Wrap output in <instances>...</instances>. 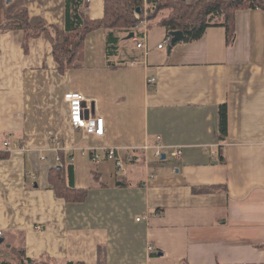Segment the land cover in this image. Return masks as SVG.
Wrapping results in <instances>:
<instances>
[{
    "label": "crops",
    "instance_id": "crops-1",
    "mask_svg": "<svg viewBox=\"0 0 264 264\" xmlns=\"http://www.w3.org/2000/svg\"><path fill=\"white\" fill-rule=\"evenodd\" d=\"M104 1L0 0V28L22 9L30 26H46L26 47L24 30H0V147L5 140L12 147L0 152V260L262 262L264 10H238L229 45L223 27L214 26L169 52L158 47L165 30L155 42L142 27L130 37L111 31L106 50L109 31L100 28L87 35L78 65L59 69L55 33L61 42L76 27L78 8L102 18ZM67 91L90 101L104 119L102 136L73 129ZM79 147H95L101 158ZM111 147L114 158L103 151ZM60 154L72 163L68 179L83 193L80 201L53 189Z\"/></svg>",
    "mask_w": 264,
    "mask_h": 264
},
{
    "label": "trees",
    "instance_id": "trees-1",
    "mask_svg": "<svg viewBox=\"0 0 264 264\" xmlns=\"http://www.w3.org/2000/svg\"><path fill=\"white\" fill-rule=\"evenodd\" d=\"M137 7L140 9L139 11H137ZM247 8L264 10V0H197L195 2L189 0H105L102 18L88 19L83 14H79L80 8H78L77 19L79 20L76 27L65 31L61 42L58 40V34L55 33L53 58L58 63L59 69L77 66L76 63L83 59L86 37L90 32L100 28L109 31L105 45L106 50H108L115 39L114 37L109 39L114 30L128 34L135 30L141 21L147 22V28L153 24L162 27L166 32L164 40L170 37V31L181 30L184 35L181 42H193L201 38L208 28L221 26L225 32L226 43L229 45L235 36V14L238 10ZM11 28L24 30L23 46L26 47L27 40L39 36L46 26L42 24L35 27L30 26L27 12L22 9L11 16L10 20L0 30L4 31ZM145 38L146 35L144 34L140 41L143 43ZM219 131L221 138H224L227 133L225 105L219 108ZM59 160V165L51 169L49 177L56 195L65 198L67 201H80L83 198V193L72 187L68 179L69 168L72 166L70 159L65 161L64 155L60 154ZM218 160L222 161L223 159L219 157ZM262 248L264 250V244ZM99 258L102 260V252ZM0 264L50 263H45L43 259L25 260L21 258L18 260L15 258L13 263L2 259ZM243 264H264V260L260 263Z\"/></svg>",
    "mask_w": 264,
    "mask_h": 264
},
{
    "label": "built area",
    "instance_id": "built-area-1",
    "mask_svg": "<svg viewBox=\"0 0 264 264\" xmlns=\"http://www.w3.org/2000/svg\"><path fill=\"white\" fill-rule=\"evenodd\" d=\"M139 27H142L143 30L146 32L147 28V22L141 21L138 25ZM170 41V37H168L166 40L163 41V43L158 44V47L161 48L164 43H168ZM138 47H142L143 43L141 41H138L137 43ZM154 82V78L150 77L147 79V84H151ZM64 100L68 103L70 108V121L73 129H78L82 132L83 135L85 134H91L95 136H102L104 134V119L101 116H98L94 113L90 101H87L84 97V95L80 92L75 91H67L64 94ZM55 146L53 147V150H59V142L57 144L53 143ZM156 156H160V148L161 145L156 143ZM12 147L10 145V142L8 140L3 141L2 146L0 147V152L8 151ZM82 154H88L92 151V159H100L101 155L96 152L95 147H79ZM103 151L105 152V155L108 158H114L116 155L117 147H111V148H103ZM173 153L179 155L180 150L174 149ZM1 154V153H0ZM44 158V157H42ZM1 160V156H0ZM58 163H60L59 158L57 159ZM120 163V162H119ZM139 219V218H137ZM1 235V231H0ZM148 250H153L152 246H148Z\"/></svg>",
    "mask_w": 264,
    "mask_h": 264
},
{
    "label": "rangeland",
    "instance_id": "rangeland-1",
    "mask_svg": "<svg viewBox=\"0 0 264 264\" xmlns=\"http://www.w3.org/2000/svg\"><path fill=\"white\" fill-rule=\"evenodd\" d=\"M146 32L149 34L150 36V39H152L154 42L158 39V40H162L163 37L165 36L164 35V29L160 26H157V25H151L150 27H148L146 29ZM132 39H126L125 42L128 43L129 41V44L132 45L133 42H131ZM166 48L168 47V44H165ZM170 157L168 156V159ZM158 160L160 159L159 157L157 158Z\"/></svg>",
    "mask_w": 264,
    "mask_h": 264
},
{
    "label": "water",
    "instance_id": "water-1",
    "mask_svg": "<svg viewBox=\"0 0 264 264\" xmlns=\"http://www.w3.org/2000/svg\"><path fill=\"white\" fill-rule=\"evenodd\" d=\"M139 7H137V11H139ZM129 37L132 36V33H129L128 35ZM169 36H170V41L168 43V52L172 49V47L177 43V42H181L183 40V32L181 30H173L169 32ZM162 158L165 157L164 154L161 155ZM3 238L0 237V243L3 242Z\"/></svg>",
    "mask_w": 264,
    "mask_h": 264
},
{
    "label": "bare ground",
    "instance_id": "bare-ground-1",
    "mask_svg": "<svg viewBox=\"0 0 264 264\" xmlns=\"http://www.w3.org/2000/svg\"><path fill=\"white\" fill-rule=\"evenodd\" d=\"M137 28H140L139 26H137Z\"/></svg>",
    "mask_w": 264,
    "mask_h": 264
}]
</instances>
